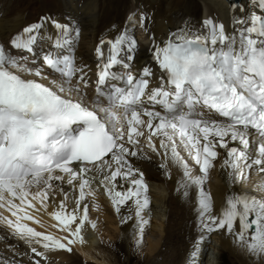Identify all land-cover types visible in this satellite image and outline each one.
Wrapping results in <instances>:
<instances>
[{
	"label": "snow or ice",
	"instance_id": "snow-or-ice-1",
	"mask_svg": "<svg viewBox=\"0 0 264 264\" xmlns=\"http://www.w3.org/2000/svg\"><path fill=\"white\" fill-rule=\"evenodd\" d=\"M249 2L253 9L246 15L242 8L238 15L237 5L230 4L229 29L223 22L205 18L200 27H189L186 22L182 29L169 31L159 43L153 36L149 51L155 69L151 65L136 68L139 44L127 27L114 39H102L95 49L99 63L94 107L61 94L66 91L65 84L69 93H79V86L71 87L72 80L78 78L87 86L91 71L76 63L81 28L70 16V23L42 16L11 39L16 50L40 55L48 68L64 77L58 90L20 75L22 71L45 78L43 68L22 65L27 57L14 56L0 44V208L15 217L0 214V222L37 256L51 250L71 252V245L85 243L82 230L89 221L88 207L80 206L87 197H96L88 178L95 169L116 213L134 202L141 232L137 243H142L144 226L149 223L143 212L151 201L140 165L151 158L141 150L140 138L156 152L154 137H159L163 154L170 152L172 163L183 169L184 197L190 195L192 186L198 187L197 217L202 234L193 255L220 229L250 253L264 255V195L231 191L217 213L210 192L205 190L209 171L220 154L218 148L226 151L224 166L234 185L254 166L264 173V0ZM141 19H147L146 14ZM48 23L56 30L54 39L46 31ZM42 40L52 41L46 51L40 45ZM105 44L109 46L107 55ZM102 97L108 101L106 106ZM232 142H238L237 146H231ZM181 147L201 174L181 155ZM117 178L130 187L116 190ZM54 182L78 188L76 206L69 209L68 194L60 187L64 194L57 210L49 214L61 230L70 233L71 239L64 238L67 242L25 222L39 223L29 212L41 210L37 202L44 210L49 202L56 203ZM96 207L99 210L100 205ZM37 246L44 251H38Z\"/></svg>",
	"mask_w": 264,
	"mask_h": 264
},
{
	"label": "bare ground",
	"instance_id": "bare-ground-1",
	"mask_svg": "<svg viewBox=\"0 0 264 264\" xmlns=\"http://www.w3.org/2000/svg\"><path fill=\"white\" fill-rule=\"evenodd\" d=\"M46 1L49 2L50 6H44V16H50L61 23L69 22L67 17L70 16L71 22H78L82 33L86 36L87 42L85 44V50L81 51L82 49H79V52L76 54L77 65H84V60L92 64L99 63L95 49L100 46V41L102 39L105 41L114 39L118 35V32L125 27L134 34L132 30L133 19L128 21V13L124 10L122 13L118 12L112 0ZM231 3L237 5L238 15L240 14L239 9L241 8L245 10V15L248 10L253 9V4L250 3L249 0H240L238 3L230 0H149L147 6L148 11L145 13L147 19L144 21L142 20L145 24V30L143 31L145 42L144 44H142L143 40L140 42L135 65L140 66L144 62H149L150 65L156 67L151 59V53L149 51L153 45V36H155L156 43H159L161 39L166 38L169 31L182 29L186 22L189 27H200L205 18H212L218 23L223 22L226 29H229L230 17L232 15L230 12ZM4 6L3 4L2 6L0 5V36L7 34V32L13 33L19 25L28 26L27 22L23 21V16L13 17L11 14H13L14 9L11 7L5 9ZM61 6L62 10H60ZM116 11L118 13H116ZM113 25L116 27L113 28ZM45 28L47 33L51 34L54 39L56 36L54 26L48 23ZM43 33L44 31H42V34ZM51 45L52 41L48 40H43L41 43L45 51L48 50ZM108 47L107 44L103 45L105 55H107ZM37 59L36 56L35 60ZM38 60L42 63L35 65V63L28 61L21 62V64L23 65L26 63L31 68H41L44 63L42 58L40 59L39 57ZM13 70L17 71L16 69ZM19 74L24 76V78L36 79L54 90H58L60 85L64 83L60 79H56V77L45 72H43L44 79L26 75L22 71L19 72ZM68 87L69 85L65 84L66 91L61 93L62 95H71L72 98L80 100L86 106H95L92 98L89 99L84 94L79 95L73 91L69 93L67 91ZM102 102H106V100L102 99ZM102 104L106 106V103ZM101 115H103V113H101ZM144 119L147 120V117H144ZM147 135L148 132L145 128V137ZM154 143L157 146L156 152L148 147V142L144 137L140 138L141 150L151 158L149 161L142 162L140 166L142 170L145 171V181L149 185L148 195L149 197H154V199H150L151 203L149 208L145 209L143 212L144 218L149 220V223L144 226L142 243H137L141 238V232L139 218L135 215L134 202L129 201L128 204L121 206L120 213H116L107 193L100 188L101 186L97 184V182H92L94 178L91 174H88V178L91 180V188L96 192V197H87L86 201L82 203L80 207L82 209L85 204L87 205L90 221H93V219L96 221L98 220L103 228L118 231L117 239L98 242L97 234L88 221L82 230L85 243L81 244L77 242L74 244L77 250H80L83 254V258L77 254V251H75L72 246L71 252L67 250H51L46 252L45 256L41 257L32 253L30 246L19 237L13 235V230L7 226L6 223L1 222L0 264H35L36 260H39L40 264H82V261H86L87 263L98 262L100 264H114L112 259L106 255L105 251L109 250L112 253L121 254L124 251L123 247L126 245V236L130 238L128 246L130 249L132 248V256H134L136 252L133 249L143 246V248L146 249V257L149 259V262H151L150 264H164L166 257H168V254H166L168 246L174 245L176 241L178 244L182 236L187 237V235H189L188 233H192L195 230V223L198 227V194L190 188V195L184 197V189L181 187V183L184 180L183 169L172 163L170 152L168 156L163 154V149L159 147V137H154ZM237 144L238 142H232L231 146H237ZM217 151L220 154L213 162V167L210 169L208 179L205 183V190L210 192L215 202L217 213L220 210V205L224 202L225 196L231 191L248 192L257 196L264 195V173L259 172L254 166L253 169L246 173L242 181H238L234 185L229 175L230 170L224 166L226 151L220 148H218ZM180 152L188 161L189 165L196 170L197 174H201L199 166L195 165L194 160L187 156L186 151L182 147L180 148ZM107 159L106 157V160ZM133 160L135 161L136 158H133ZM114 169L115 166L113 165V170ZM94 171L96 170L94 169ZM158 183L164 184L165 188L157 187L156 184ZM54 186L56 188L54 193L56 203L49 202L47 209L44 210L37 202V208L41 210L37 212L33 209H29V212L35 217L36 221H39V224L43 223L45 226H52L55 227V229L58 228L61 230V227L58 226L59 222L55 221L54 217L49 214L57 210V204L64 193H67L69 197V209L75 207V200L78 198V188L73 190L66 182H64L63 185H61L60 182H54ZM60 187H63L64 193L60 192ZM127 187H130V184L124 182L121 178H117L116 190ZM33 191H35V189H33ZM165 191L169 194V198H166L167 193ZM161 198L167 201L169 210L167 219L159 221L155 214L158 209L156 201ZM97 203L100 205L99 210H97L96 207ZM186 204H189V206H186ZM150 208L153 209L151 210L152 213L149 211ZM0 213H2L4 217H8L10 212L7 211L6 208H0ZM14 219L15 217H13V220ZM25 222L32 227L35 225L29 223V221ZM186 222L187 224L184 226V231H181V234L178 228ZM38 226H34V228L37 227V231L40 230L43 232L44 227L42 226L43 228L41 230ZM47 226L46 228H48ZM133 227L134 230L128 235L127 231L131 230ZM50 230L51 228H49V231ZM63 232H66L69 235V239H71L68 231L62 230V233ZM201 234L199 229V233L194 239L191 238L192 242L195 240L197 241ZM213 234L219 242L217 248L221 247V249H224L223 253H220L219 249V253L217 251L215 257L218 258L220 256V258L223 257L224 259L227 257L230 264H264V255L256 256L250 253L246 247L241 246L232 235L226 232V230L220 229L213 232ZM65 236L66 234H64V237ZM208 240L204 243L209 246ZM205 244L204 248L206 249L203 248L202 250V252L205 251L204 256L207 255L208 250ZM178 245L172 249L175 250L176 257H181L182 250ZM37 248L38 251H44L40 246H37ZM160 258H162V260Z\"/></svg>",
	"mask_w": 264,
	"mask_h": 264
},
{
	"label": "rangeland",
	"instance_id": "rangeland-1",
	"mask_svg": "<svg viewBox=\"0 0 264 264\" xmlns=\"http://www.w3.org/2000/svg\"><path fill=\"white\" fill-rule=\"evenodd\" d=\"M112 1H113L114 5L116 6L118 12L122 13V11L124 10L128 13L127 14L128 21L133 19L132 30L134 32V36H135L136 40L138 41L139 45H140V42H142V40H143L142 44H144L145 40L143 37V35H144L143 31L145 30L144 29L145 24L142 22L141 15L145 14L148 11L147 6L149 3V0H119V2H118V0H112ZM121 3H122V5H121ZM2 4L5 5L4 6L5 9H8L10 7L14 9L13 14H11V15H13V17L23 16L22 19H23V21L27 22V25H30L34 22H37L42 16H44L43 15L44 14V6H50L49 2H47L46 0H0V5L2 6ZM60 10H62V6H61ZM118 12L116 11V13H118ZM61 18L66 19L64 17H61ZM67 23H70V21ZM24 27L25 26H23V25H19L16 27V29L13 31V33L7 32V34L1 35L0 36V44H3L6 51H8L10 54H12L14 56L27 57V60H22L21 62H28V61L33 62L35 60L36 56L34 57L31 54L27 53L26 51L16 50L11 45V39L15 35L21 33ZM42 31H44V30H42ZM42 41H40V45H41ZM86 42H87L86 36L81 31V35L78 38V43L76 44V47H75V56H76L77 52H79V49H82L81 51L85 50ZM38 51H39V48H37V52ZM39 63H42V62L38 59L35 60V65L39 64ZM56 79H58V78H56ZM90 173H93L92 177L94 178V180L92 182H97V184H99L101 186L100 188L106 192L104 182H103V178H102L101 174L99 172L96 173V171H94V170L91 171ZM156 185H157V187L159 186V188L160 187L165 188L164 184L158 183ZM191 189L196 194H198V187L197 186L194 185L191 187ZM166 198H169L168 193L166 194ZM150 199L152 200V199H154V197L150 196ZM156 205L158 206L156 213L154 212L156 214V218L159 221L166 220L168 210H169V208L167 206V201L165 199L162 200V198L158 199L156 201ZM186 206H189V204H186ZM151 210H153V209L150 208L149 211H151ZM150 213H152V211ZM0 214H2V213H0ZM8 215H9L8 217L6 215L5 216L7 218L13 219V217L11 216V213H9ZM33 222L34 221H31V222L29 221V223H31L32 225L35 224L34 226L40 225V226H38V228L40 227L41 230L44 227L43 232H45V234L50 233L56 237L58 236L59 239L62 238L61 240H64V238L66 236L69 238V235L66 232L65 233L63 232L64 234H66V236L64 237L62 230H60L58 228L55 229V227H52V226L50 227L47 225L46 226L48 228H46V226L43 225V223L39 224V223H36V222L33 223ZM92 223H95L97 225L96 228H93V230L97 234L98 242H101L103 240L113 241V240L117 239L118 231L103 228L100 225V223L98 222V220L97 221L94 219H93V221L89 220V224L91 225ZM186 224H187V222L184 225L180 226L178 228V231L183 232L184 226ZM0 226H2L1 222H0ZM49 228H51L50 231H49ZM44 229H46V230H44ZM194 229L195 230L192 233H188L189 235H187V237L186 236L181 237V241H179V243H178L179 245L177 244V241H176L174 243V245L168 246L167 251H166V254H168V257H166V261L164 264H230L227 257L225 259L222 257V255H221L222 258H220V256L218 258L215 257V255L219 249H220V253H223L224 249H221V247L217 248V246L219 245V242L217 241V238L213 233L210 235L209 240H208L209 246L206 245L205 243H203L200 246L201 250L194 256L193 253L195 251L197 241L195 240L192 242V239H194V237L199 233V227H197L196 223L194 224ZM36 230H38V229H36ZM133 230H134V227L131 228V230L127 231L128 235ZM182 232H181V234H182ZM176 240H178V239H176ZM64 242H67V241H64ZM128 242H130V238L126 236V245L123 247L124 251L121 254L112 253L109 250L105 251L106 255L112 259V262L114 264H147V263L150 264L151 263V262H149V259H147V257H146V254H147L146 249H144L143 246L138 247V248L136 247V249H133L136 252L134 253V256H132V252H131L132 248L131 249L129 248ZM204 244H205V247L207 246V249H208L207 255H205V256H204L205 251L202 252V250L204 248ZM177 245L182 250V252L180 250V252L182 253L181 257L180 256L176 257L175 250L172 249ZM71 246L75 249V251H77V254H79V256L81 258H83V254L80 252V250H77V247H75L74 244ZM204 249H206V248H204ZM218 253H219V251H218ZM165 256H167V255H165ZM160 259L162 260V258H160ZM82 264H100V263H98V262L87 263L86 261H82Z\"/></svg>",
	"mask_w": 264,
	"mask_h": 264
},
{
	"label": "water",
	"instance_id": "water-1",
	"mask_svg": "<svg viewBox=\"0 0 264 264\" xmlns=\"http://www.w3.org/2000/svg\"><path fill=\"white\" fill-rule=\"evenodd\" d=\"M230 1L238 3L240 0H230Z\"/></svg>",
	"mask_w": 264,
	"mask_h": 264
}]
</instances>
